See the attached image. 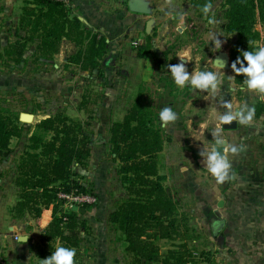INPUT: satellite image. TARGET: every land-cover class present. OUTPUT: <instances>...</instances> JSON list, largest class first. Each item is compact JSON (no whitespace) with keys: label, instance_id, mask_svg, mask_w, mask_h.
Here are the masks:
<instances>
[{"label":"rangeland","instance_id":"rangeland-1","mask_svg":"<svg viewBox=\"0 0 264 264\" xmlns=\"http://www.w3.org/2000/svg\"><path fill=\"white\" fill-rule=\"evenodd\" d=\"M221 2L215 0L209 12L200 16L190 0H172L171 4L167 0H100L97 11L106 15L98 16L102 32L95 34L106 38V53L100 66L82 70L73 60L77 47L68 41H63L60 51L49 58L39 56L35 43H29L19 62L10 60L3 49L17 39L24 2L0 0V113L17 120L20 113L32 115L27 119L30 122L19 120L23 123L22 135L13 137L10 152L0 156V237L10 222L29 221V215L12 216L11 208L19 195L13 184L16 166L28 137L40 133L36 124L57 113L82 123L89 134V156L84 165L72 166L73 178L96 197V202L104 200L114 208L123 200L125 189L117 172L119 161L108 142L109 128L122 119L141 92L145 104L157 115L164 107H171L178 115L168 127L159 120L164 141L157 164L183 218L189 247L206 254L208 262L199 264H264V110L258 113L257 106L264 97L248 91L243 83H234L228 55L234 36L223 30ZM74 3L69 0L65 6L71 17L81 15ZM256 28L260 31L256 45L264 47L261 26ZM215 37L221 41L220 48L214 43ZM184 57L188 62L180 59ZM212 57L226 66L216 68ZM146 59L153 64L150 81L140 76L136 89L131 90L129 68L135 69L133 62L142 68ZM203 59L210 60L206 63L210 71L220 74L215 94L175 85L169 65L185 63L191 73ZM225 101L231 103L233 111L254 107L253 122L242 126L234 121V127L224 129L219 116L227 110ZM110 104L116 111L104 118L100 108ZM214 129H222L229 144L244 146L238 155H230L234 178L223 184L216 183L199 155L202 147L214 143ZM83 171L88 180H83ZM212 217L223 221L219 232L211 229ZM159 245L164 250L171 242L160 240Z\"/></svg>","mask_w":264,"mask_h":264},{"label":"trees","instance_id":"trees-1","mask_svg":"<svg viewBox=\"0 0 264 264\" xmlns=\"http://www.w3.org/2000/svg\"><path fill=\"white\" fill-rule=\"evenodd\" d=\"M214 1L190 0V3L202 16L203 6L210 4L212 7ZM23 2L16 28L17 39L3 49L10 60L19 62L29 43H35L39 56L49 58L60 51L63 41H68L77 47L73 60L82 70L100 66V59L106 53V38L84 27L78 16L71 17L59 1ZM219 6L223 30L234 36L228 47L232 64L237 58L243 60V51L258 49L256 42L260 39V31L256 26L260 25L264 34V0H222ZM233 74L236 84L246 79ZM257 106L261 113L264 101H259ZM36 128L40 133L28 137L16 166L13 184L19 195L11 211L14 218L29 215L38 223L41 213L51 209V219L40 235L50 256L55 251L56 241L58 247L76 250L80 242L79 229L85 227L78 218L79 211L62 209L57 193L71 189L87 191L73 178L71 168L86 162L90 153L89 134L82 123L62 113L41 119ZM22 129V122L0 113V156L10 152L11 139L20 137ZM46 133H50L48 138ZM163 141L159 115L145 104L140 92L122 119L114 121L109 128L108 142L119 161L117 172L125 197L109 212L108 221L122 232L131 264L208 262L204 252L198 253L189 247L183 218L163 184L166 176L159 172L157 164ZM160 240L170 241L171 246L162 250Z\"/></svg>","mask_w":264,"mask_h":264},{"label":"crops","instance_id":"crops-1","mask_svg":"<svg viewBox=\"0 0 264 264\" xmlns=\"http://www.w3.org/2000/svg\"><path fill=\"white\" fill-rule=\"evenodd\" d=\"M99 1L75 0L74 3L81 14L77 16L80 20L83 19L84 24L94 33L102 32L98 16L106 15L103 12L98 13ZM184 59L185 62H188L186 57ZM214 60L215 57H212L213 64ZM203 61L206 62L203 63ZM203 61L198 62V68L193 72L211 70L207 68L206 64L210 60L203 59ZM135 63L132 64L135 69L130 67L127 76V79L132 83L130 84L132 86L131 90L136 89V79L140 76L142 80L149 82L153 71V64L149 59H146L142 68L135 65ZM100 109L104 112V118L110 116L114 110L116 111L111 104L102 105ZM83 173L85 174L83 180H88L87 172L83 171ZM83 173L81 174L83 175ZM97 202L92 205L94 208L89 206L78 215V218L84 222L85 227L79 229L80 242L76 248L75 264H131V256L125 251L126 243L122 232L114 226H110L108 221V214L114 208H110V204L104 200L99 201L98 204ZM50 219L51 209H48L41 213L38 223L30 217L26 223L14 220V222L5 225L2 229L3 234L0 237V257H4L5 264H41V260L49 256L40 235ZM14 236H17V240H14ZM58 246L59 242L56 241L54 249Z\"/></svg>","mask_w":264,"mask_h":264},{"label":"clouds","instance_id":"clouds-1","mask_svg":"<svg viewBox=\"0 0 264 264\" xmlns=\"http://www.w3.org/2000/svg\"><path fill=\"white\" fill-rule=\"evenodd\" d=\"M167 2L171 4L172 0H167ZM210 8V4L203 6V12L208 13ZM210 22L214 23L215 21ZM214 43L219 48L221 47V41L217 37L214 38ZM242 57L243 60L237 58L231 64L232 72L246 77L243 84L248 91L264 95V47H259L254 51H243ZM214 64L216 68L222 70L223 62L217 61ZM237 64H239V67H237ZM168 72H170L175 85L180 89L189 86L193 90L210 91L215 94L220 84V74L217 71L203 70L189 73L185 63L169 65ZM224 107L227 110L219 116L221 125H229L234 121H238L240 125L248 126L253 122L254 107L244 106L233 111L231 103L227 101H225ZM177 119L178 115L171 107H164L159 112V120L164 127L174 123ZM211 137L214 143L206 148L202 147L199 155L202 157L204 168L215 179L216 183L223 184L234 178L230 155H238L244 150V146L229 144L222 135V129H214L211 132ZM75 255L76 250L74 248L60 246L50 256L42 259L41 264H75Z\"/></svg>","mask_w":264,"mask_h":264},{"label":"built area","instance_id":"built-area-1","mask_svg":"<svg viewBox=\"0 0 264 264\" xmlns=\"http://www.w3.org/2000/svg\"><path fill=\"white\" fill-rule=\"evenodd\" d=\"M61 2L64 6L69 3V0H55ZM57 198L62 203L64 209H71L73 206L88 207L96 203V197L88 191H80L71 189L70 191H59ZM17 240V236H14ZM0 264H5L3 257H0Z\"/></svg>","mask_w":264,"mask_h":264},{"label":"water","instance_id":"water-1","mask_svg":"<svg viewBox=\"0 0 264 264\" xmlns=\"http://www.w3.org/2000/svg\"><path fill=\"white\" fill-rule=\"evenodd\" d=\"M149 25H150V22L147 21V23H146V30H148ZM217 61L223 62V67L226 66V64H225L224 61L215 58L214 62H217ZM31 117H32V115L29 114V113H20V115H19V120H20V121H24V122H30L31 120H27V119H31ZM222 127H223L224 129H228V128H232V127H234V124H233V122H232V123L229 124V125H222ZM218 150H219V149H218ZM221 202H222L221 200L218 201V203H217V206H218V207L221 206V204H222ZM71 209H72L73 211H79V212H82V211H84L85 208H84V207H77V206L75 205V206H73ZM210 222H211V229H212V231H214V232H219V231L222 229L223 221H222L221 218H218V219L210 218Z\"/></svg>","mask_w":264,"mask_h":264}]
</instances>
